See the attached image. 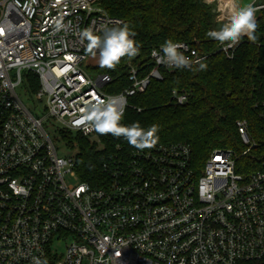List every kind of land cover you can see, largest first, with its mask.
<instances>
[{"label":"built area","instance_id":"built-area-1","mask_svg":"<svg viewBox=\"0 0 264 264\" xmlns=\"http://www.w3.org/2000/svg\"><path fill=\"white\" fill-rule=\"evenodd\" d=\"M105 1L0 0V264H33L34 257L47 264L264 261V167L248 170L242 161L256 145L246 120L237 121L247 146L241 152L218 148L201 164L188 143L163 142L111 155L100 185L78 178L63 134L100 142L85 120L89 104L122 95L125 113L129 97L162 79V68L176 69L157 63L153 51L162 56L161 45L151 50L148 74L129 62L130 85L119 93L104 90L110 77L84 67L90 54L79 33L122 26ZM210 4L216 20L226 22L230 7ZM249 4L264 8V0ZM57 22L64 27L56 30ZM176 43L193 61L208 56ZM235 47L221 45L228 55ZM26 83L44 101L46 116H36L21 98L18 88ZM187 99L172 94L174 104ZM47 118L60 125L71 155H59Z\"/></svg>","mask_w":264,"mask_h":264},{"label":"trees","instance_id":"trees-1","mask_svg":"<svg viewBox=\"0 0 264 264\" xmlns=\"http://www.w3.org/2000/svg\"><path fill=\"white\" fill-rule=\"evenodd\" d=\"M109 13L123 20L135 33L139 54L123 58L116 68L94 67L107 74L110 81L104 90L121 92L130 85L128 63L142 67L148 74L153 63L151 50L167 40L187 42L208 56L191 69H161L162 79H151L143 93L129 97L121 124L139 122L147 130L158 125L157 143L186 142L192 157L201 164L218 148L241 152L247 148L237 127L238 120L248 122V134L256 143L242 159L248 170L264 167V8L258 12L257 40L244 37L228 55L215 39L206 33L218 30L216 6L204 0H106ZM39 86L35 79L34 89ZM186 93L184 104H174L172 94ZM138 109H141L140 111ZM99 143L88 137L64 133L73 149L76 172L81 181L101 184L105 174L102 165L111 155L136 149L124 137L100 135ZM246 264H264L250 262Z\"/></svg>","mask_w":264,"mask_h":264},{"label":"clouds","instance_id":"clouds-1","mask_svg":"<svg viewBox=\"0 0 264 264\" xmlns=\"http://www.w3.org/2000/svg\"><path fill=\"white\" fill-rule=\"evenodd\" d=\"M204 2L210 4L212 0H204ZM228 4L231 10L227 21L223 22L218 30H210L206 35L222 45L226 44L228 48L237 46L244 37L254 43L257 40L255 35L258 28L256 13L259 9L252 4L238 7L235 0H228ZM119 23L122 26L103 27L100 30L102 35L95 34L92 28H86L79 33L81 40L87 41V51L92 58L96 59L98 54V63L102 68L114 70L123 58H134L139 54V45L134 39L135 33L130 30L127 23ZM62 27L64 25L57 22L56 30ZM184 47L181 43L167 40L162 46L163 55L153 51V56L157 57V63L170 67L191 69L193 64H198L200 70H205L207 66L200 60L193 61L179 51ZM125 105L126 98L122 95L109 96L104 100L97 99L90 103L85 112L88 130H94L100 135L122 136L130 146L138 150L155 147L159 139L158 125L154 124L145 130L139 122H134L130 126L121 124ZM33 264H47V261L34 257Z\"/></svg>","mask_w":264,"mask_h":264},{"label":"rangeland","instance_id":"rangeland-1","mask_svg":"<svg viewBox=\"0 0 264 264\" xmlns=\"http://www.w3.org/2000/svg\"><path fill=\"white\" fill-rule=\"evenodd\" d=\"M252 0H239V5L240 7H244L247 6L248 3H250ZM258 15V13H257ZM221 27V24L218 26V28ZM98 55L96 59H93L91 55L88 56V59L86 60L84 67H86L88 70H90L91 73L96 74L97 71L94 70L93 68L98 66ZM18 92L21 95V98L23 99V101L25 102V104L28 106L29 110L31 112H33L36 116L38 117H44L46 116V109L44 108V101L40 102V101H36L35 98L32 96V93L29 89L28 84H23L18 88ZM44 125L48 131V133L50 134V136L52 137V139L54 140L57 149H58V153L61 156H69L71 155L70 150L68 149V147L66 146L60 132V125L55 122L53 119L51 118H47L44 121ZM66 133V132H65Z\"/></svg>","mask_w":264,"mask_h":264},{"label":"bare ground","instance_id":"bare-ground-1","mask_svg":"<svg viewBox=\"0 0 264 264\" xmlns=\"http://www.w3.org/2000/svg\"><path fill=\"white\" fill-rule=\"evenodd\" d=\"M221 8L229 6L231 9V6L228 4V0H220Z\"/></svg>","mask_w":264,"mask_h":264},{"label":"crops","instance_id":"crops-1","mask_svg":"<svg viewBox=\"0 0 264 264\" xmlns=\"http://www.w3.org/2000/svg\"><path fill=\"white\" fill-rule=\"evenodd\" d=\"M238 1H239V0H238ZM248 4H249V3H248ZM248 4H247V5H248ZM237 6L240 7L239 2H237ZM257 13H258V12H257ZM257 13H256V17H257ZM218 22H219V21H218ZM223 22H224V21H221V22H219V23H223Z\"/></svg>","mask_w":264,"mask_h":264},{"label":"snow or ice","instance_id":"snow-or-ice-1","mask_svg":"<svg viewBox=\"0 0 264 264\" xmlns=\"http://www.w3.org/2000/svg\"><path fill=\"white\" fill-rule=\"evenodd\" d=\"M70 59V58H69Z\"/></svg>","mask_w":264,"mask_h":264}]
</instances>
